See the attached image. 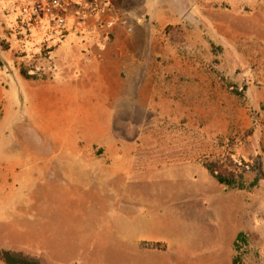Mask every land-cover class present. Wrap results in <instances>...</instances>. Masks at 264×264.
Wrapping results in <instances>:
<instances>
[{
	"label": "rangeland",
	"instance_id": "374dc122",
	"mask_svg": "<svg viewBox=\"0 0 264 264\" xmlns=\"http://www.w3.org/2000/svg\"><path fill=\"white\" fill-rule=\"evenodd\" d=\"M25 3L0 0V250L264 264V0H84L75 27L44 29L78 36L49 74L58 41Z\"/></svg>",
	"mask_w": 264,
	"mask_h": 264
},
{
	"label": "crops",
	"instance_id": "0c3cea01",
	"mask_svg": "<svg viewBox=\"0 0 264 264\" xmlns=\"http://www.w3.org/2000/svg\"><path fill=\"white\" fill-rule=\"evenodd\" d=\"M16 1H18V4H19L18 6L20 8L22 6V4H20L22 0H16ZM83 4H84V0H77L74 3L66 4L64 6L62 12L65 13L66 15H68V22H67V25L69 26L68 28H73L77 24H79L78 21H77L78 18H74L75 17L74 16V13L78 12V14H79L80 13V10L79 11H76V10L80 8L81 11H82V5ZM72 10L73 11L75 10V12L72 13ZM93 20H91L89 22L90 24L88 23L89 20L88 21L87 20L84 21L85 26H88L89 27L90 25H93V23H92ZM38 24H39V26H36L33 29L36 28V30L38 31V33H39L40 36H44L45 35V36H47V38H49L50 40H52L54 43L56 41H58L56 44H52V43L49 44V46L52 47V49L50 50L51 66H48L46 63H43L42 64V70H41V72L43 74H49L52 71V69L56 66V64L60 62V58L62 56V53H64V50H66L69 47L68 45L73 42L74 37H78V36H76V35H74L72 33H67V34H64L62 36H56V35H54V36H51L50 35L49 36V35H46V30H44L45 28L48 29V27L50 26V24L48 23V21L42 19V20L38 21ZM90 37H92L94 41H106L104 39V37L102 38V36L99 35V34H97V33H94V35L93 36H90ZM117 40H121V39L118 38V37H115V39L113 41H111V42H115ZM106 42H108V41H106ZM120 75L122 76V72H120ZM108 90H109V88H108ZM108 97L109 96H107V98H106L107 99L106 100L107 101V103H106L107 106H109V102H110V100H109ZM104 152H106V150H102L101 154H103ZM107 153H108V151H107ZM46 157H48V155ZM50 164L51 163H49V166L51 167V170L54 171V172H56L55 178L62 179V176H65V175H62L61 172H58V171H61L62 168L60 166H56V165L51 166Z\"/></svg>",
	"mask_w": 264,
	"mask_h": 264
},
{
	"label": "built area",
	"instance_id": "2783aa9c",
	"mask_svg": "<svg viewBox=\"0 0 264 264\" xmlns=\"http://www.w3.org/2000/svg\"><path fill=\"white\" fill-rule=\"evenodd\" d=\"M77 0H25V3L22 7V13L24 16H27L30 20L40 21L42 19L47 20L48 23L53 27H63L67 23L66 15L62 12L66 4H71ZM120 24L127 26L126 20H120ZM107 26H110V23L107 22ZM129 31L130 28L127 27ZM45 57L50 60V50L49 47L45 48Z\"/></svg>",
	"mask_w": 264,
	"mask_h": 264
},
{
	"label": "trees",
	"instance_id": "16d2710c",
	"mask_svg": "<svg viewBox=\"0 0 264 264\" xmlns=\"http://www.w3.org/2000/svg\"><path fill=\"white\" fill-rule=\"evenodd\" d=\"M204 168L207 170V172L213 176V178L219 183L220 185H224L229 188H237L242 189L244 186L242 182H237L234 178L233 172H229L228 174L219 172L216 170L215 166L212 164H203ZM231 167L234 168H241L244 166H247L246 164L240 163L238 161L232 162L230 164ZM246 243V236L241 231L238 233L236 240L234 242V245L236 247H239L242 244ZM0 261L3 264H42L40 261H38L36 258L27 256L23 254L22 252H12L8 250H0ZM232 264H239V257L235 256L233 258Z\"/></svg>",
	"mask_w": 264,
	"mask_h": 264
},
{
	"label": "bare ground",
	"instance_id": "6f19581e",
	"mask_svg": "<svg viewBox=\"0 0 264 264\" xmlns=\"http://www.w3.org/2000/svg\"><path fill=\"white\" fill-rule=\"evenodd\" d=\"M75 203H76V201H75ZM77 204H78V202H77ZM68 206V205H67ZM82 206V205H81ZM78 207V206H77ZM84 207V206H83ZM72 208V207H71ZM68 214V213H67Z\"/></svg>",
	"mask_w": 264,
	"mask_h": 264
}]
</instances>
